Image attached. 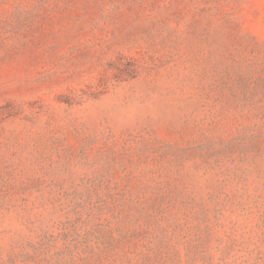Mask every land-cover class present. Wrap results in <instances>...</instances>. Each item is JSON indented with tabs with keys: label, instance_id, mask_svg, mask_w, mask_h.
<instances>
[{
	"label": "rangeland",
	"instance_id": "374dc122",
	"mask_svg": "<svg viewBox=\"0 0 264 264\" xmlns=\"http://www.w3.org/2000/svg\"><path fill=\"white\" fill-rule=\"evenodd\" d=\"M0 264H264V0H0Z\"/></svg>",
	"mask_w": 264,
	"mask_h": 264
}]
</instances>
